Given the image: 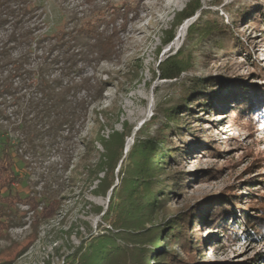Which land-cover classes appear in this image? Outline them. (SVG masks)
Here are the masks:
<instances>
[{
    "label": "rangeland",
    "instance_id": "1",
    "mask_svg": "<svg viewBox=\"0 0 264 264\" xmlns=\"http://www.w3.org/2000/svg\"><path fill=\"white\" fill-rule=\"evenodd\" d=\"M8 2L0 46H9L13 58L26 54L25 68L36 78L40 68H48L51 79L71 88L67 98L78 106L83 102L85 110L78 109L71 133L65 127L56 141L39 135L33 151L24 124L38 122L30 109L35 89L14 76L15 95H0V151L10 144L18 174L0 193L13 201L4 207L9 216L0 214V264H73L94 237L113 232L111 218L104 216L117 202L113 188L133 176L139 143L158 137V178L170 183L169 197L145 228L152 232L166 216L197 209L201 220L189 240L206 245L200 255H189L169 239H155L145 245V264H153L161 251L168 259L195 258L199 264H264V243L241 225L245 211L264 216V0ZM188 4L199 6L182 19ZM14 34L26 37L15 43ZM171 55L192 65L177 78L162 79L161 62ZM11 71L4 66L0 75ZM198 79L216 92L194 96L209 99L206 111L186 99L185 88ZM184 102L194 119L189 127L181 118L180 130L168 113ZM177 147L184 158L174 152L165 158ZM70 170L79 175L71 179ZM179 173L188 176L174 191L179 180L169 178ZM102 178L113 183L105 194L98 187ZM6 188L16 194L13 200ZM225 203L235 213L228 212L226 221L213 216L219 220L213 225L210 212ZM223 222L229 223L227 235L238 230L243 239L222 235Z\"/></svg>",
    "mask_w": 264,
    "mask_h": 264
},
{
    "label": "trees",
    "instance_id": "2",
    "mask_svg": "<svg viewBox=\"0 0 264 264\" xmlns=\"http://www.w3.org/2000/svg\"><path fill=\"white\" fill-rule=\"evenodd\" d=\"M1 1L2 0H0V24H3L5 21L2 17L3 10L6 8L8 10L7 12H9L10 2L8 1L10 0ZM190 5L188 4L185 9L179 13V17L182 16L183 19L190 17L195 13L199 5L196 4V6H192V8ZM138 16L139 14H136V17ZM207 29L208 28L204 29L202 35L205 36L208 33ZM169 34H171V32ZM11 37V41L20 43L26 35L20 34L19 36H16L14 34ZM170 39H172V36ZM168 41L169 40H164V42ZM10 51L11 48L9 46H0V70L4 66H11L13 71L5 77L0 75V95H15V89L17 87H15L12 82L14 76L22 78L24 83L23 87L35 89L36 96L38 97L36 100L31 101L30 109L35 111V116L37 117L38 122L33 125L26 121L24 124L26 140L28 141L29 147L35 151L39 145L35 142L37 136L45 135L50 138L51 141H56L58 135L64 131L65 127H67L71 133L74 130L79 117L78 109L81 108L82 110H85V104L79 102L80 104L78 106V102L69 100L67 96L70 93L71 88L64 86L60 79H51L48 74V68L45 66L40 68L37 73L38 78H36V73L30 72V70H26L25 68L27 55L25 54L21 55L19 58H13ZM161 63L160 76L162 79L177 78L185 69H187V67L189 68L192 65L188 64L189 62L187 61L184 62L183 60H178V56L176 55L169 56ZM205 84L204 79H198L192 82V85L189 86V88H185V94L187 95L186 99H192L196 104L204 107V111L209 107L207 105V100L209 99L199 98L198 100L194 96L198 93H205L206 89H210V91L213 89L211 87L208 88ZM212 92L214 94L216 93L215 90H212ZM184 103L183 105L185 106H179L176 110L168 113L170 117L172 116L171 120L176 122L177 129L180 130H182L179 123L181 118L187 119L189 127H192V119H194V117L189 119V117L193 116L189 112L191 108L186 106L188 102L186 104ZM177 133L180 134V131ZM161 140L162 137L156 139L150 138L139 143L136 148L137 156L133 161L135 165L136 162L139 163H137V166L132 164V171L134 174L129 178H122L121 188H113V199L117 196V202L113 201L104 213V216H106L107 219L111 218L113 232H110L109 234L104 233L94 237L89 248L86 249L82 255L75 258L73 264H145L147 261L145 245L147 246L148 244L153 243L155 239L157 241L161 239L164 242L169 239L172 246L177 244L180 245L183 247V251L189 255H194L193 252L195 251L199 252V255L203 253L206 243L204 244L203 241L200 240L198 243L196 241L194 242V238L192 241L189 240V236L193 233L195 228L194 222L196 220H201V218L195 217V215H197L195 213L197 212V209L188 208L185 211L179 210L172 216H166L167 218L164 223L152 225V232L150 229L145 228V223L152 220V217L165 207L164 201L169 197L167 188L170 183L166 181V184H164L163 180L161 181L160 178H158V171L161 166L156 165V160L160 159L158 146ZM40 148L44 151L45 145L42 144V147ZM9 150L10 144L6 142L4 148L0 151V193L3 187H7L10 182H14L18 176L16 172V158ZM182 152L183 149L180 147H177L175 150L169 149L168 155L165 158L169 157L171 153H179L180 158H184L185 155L184 152ZM107 171L106 175L109 174V170ZM70 172L73 177L71 179H74L79 175L76 170H70ZM187 176V173H179L178 176L174 175V178H169V180H175L174 182L179 180L174 186V191L180 189L182 187L181 185L185 184ZM105 182L106 178H102L98 185V187L102 189L103 194L107 193L113 184L111 182L106 184ZM6 192L10 194V188H6ZM9 196L13 200V197H15L16 194L13 195L11 192ZM2 197L0 195V214L1 216H9V214L4 212V207L6 205L10 206L13 201H8V199L5 200L4 197ZM226 204L227 203H225L224 207L222 206L220 210L213 209L210 212L211 217L217 215V219L226 221V217L224 218V216L228 214V209H230ZM229 213L233 214L235 212L230 210ZM243 217L244 221L241 222V225L244 226L245 233L249 234L260 243H264V216L258 218L255 215L253 217L252 214L245 211ZM213 218H211L210 221L214 220L213 225H215L219 220ZM241 225L239 222L236 224L238 228ZM136 228H139V230L136 231ZM218 229L222 235H227V232L229 231V223L227 224V222H223ZM226 237L234 242H239L243 239V235H241L238 230H232ZM154 252L155 251L152 252L154 256L157 255ZM159 254L160 253L158 252L156 261H154L153 264L157 262L165 264H199L195 258L180 259L175 255H169L168 257H170V259H168L167 254H164L162 251L160 254L161 256H159ZM260 259L264 261V252L261 253Z\"/></svg>",
    "mask_w": 264,
    "mask_h": 264
}]
</instances>
